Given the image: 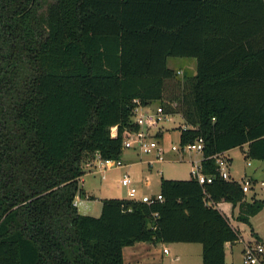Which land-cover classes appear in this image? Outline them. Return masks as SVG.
<instances>
[{
    "label": "trees",
    "instance_id": "16d2710c",
    "mask_svg": "<svg viewBox=\"0 0 264 264\" xmlns=\"http://www.w3.org/2000/svg\"><path fill=\"white\" fill-rule=\"evenodd\" d=\"M0 44V264H124L137 242H197L226 264L240 237L217 205L250 223L264 199L211 156L264 161V0H0ZM170 57L196 72L173 82ZM155 102L184 118L181 144L203 138L213 180L162 178L163 200L81 213L84 165L121 158L134 109Z\"/></svg>",
    "mask_w": 264,
    "mask_h": 264
},
{
    "label": "rangeland",
    "instance_id": "374dc122",
    "mask_svg": "<svg viewBox=\"0 0 264 264\" xmlns=\"http://www.w3.org/2000/svg\"><path fill=\"white\" fill-rule=\"evenodd\" d=\"M0 53L2 50V44H0ZM169 67L177 71L175 81L185 82L186 79L191 77L196 72V59L187 57H170L168 59ZM181 71V73L179 72ZM158 102L153 105L156 106ZM185 126V120L181 114H169L167 118L159 123L157 128L162 131L163 136L160 139L161 144L165 150L166 160L163 162L155 163L153 166H149L146 162V158L140 153L130 156L128 153L122 155L124 163L130 162L131 165L126 167H114L103 169L100 166V159L96 157V165L87 166L84 165L85 173L83 175L85 188L88 191H94V196L90 201L89 208L85 209V203L79 205V211L88 215L99 216L101 213V199L105 197L124 198L127 195L126 188L120 184L123 173L128 170L131 177L135 180V183L143 192L157 193L160 191V182L162 178L166 179H190L192 177V170L194 168V161L203 157L202 153L193 151L187 152L181 156L172 150V145H178L180 143V128ZM154 130L156 127L153 128ZM125 152V151H124ZM127 152V151H126ZM129 156V158L127 157ZM140 158L143 159L140 161ZM228 158L230 159V170L236 180H240L245 171L252 170L260 163L258 160L246 159L243 156L240 148H234L230 151ZM248 161L251 165H248ZM91 162V161H89ZM95 172V173H93ZM258 178V184L256 190L258 192V198L264 197V188L260 185V181L264 179V171L259 169L256 173ZM146 179H149L150 186L147 187ZM252 192L247 193V198L251 201ZM259 216V215H258ZM254 220V221H253ZM253 222V223H252ZM251 223L235 220L233 226L239 233V240L236 243L235 253L237 254L238 261H241L240 249L243 245L242 240L257 243L259 240L254 234V230H261L264 233V214L252 219ZM257 226V227H256ZM260 234V233H258ZM261 235V234H260ZM254 240V241H253ZM168 248L172 253L169 257L165 258L164 264H203L202 262V245L197 242H173L167 243ZM230 263L232 256L230 250L228 252ZM176 255H179V259H175Z\"/></svg>",
    "mask_w": 264,
    "mask_h": 264
},
{
    "label": "built area",
    "instance_id": "2783aa9c",
    "mask_svg": "<svg viewBox=\"0 0 264 264\" xmlns=\"http://www.w3.org/2000/svg\"><path fill=\"white\" fill-rule=\"evenodd\" d=\"M181 73V71H179ZM169 114L166 112L165 107L162 104L154 105H138L134 109V123L137 125L138 129L129 130L126 132L124 138V149L135 150L145 157L146 162L149 166H153L155 163L165 161L166 154L165 150L161 144V137L158 136L159 129L157 126L161 121L167 118ZM156 127L154 130L153 128ZM117 134L116 127L113 128L112 135ZM204 140L203 138H198L194 142H189L187 144L172 145V150L179 154L181 158L187 152L197 151L203 155ZM218 166V171L220 176L226 180H235L230 174V160L226 153H217L212 155ZM100 166L104 170L107 168H118V167H128L131 163H124L122 157L119 159L114 158H101ZM202 159H196L194 161V168L192 170V177L196 178L201 184L205 182H211L213 180L212 176H208L202 171ZM143 160L140 158V161ZM87 166H92L93 162H88ZM242 185L243 191H251L257 184L253 178L245 177L241 180H237ZM146 185L150 186L149 179H146ZM120 184L127 189L128 197L140 200L146 203H154L158 200H163L161 192L157 193H147L140 192L135 180L131 177L129 171H125L121 177ZM260 185L264 187V179L260 181ZM75 205H79L80 201L78 198L75 199ZM164 253L169 254V249L164 248ZM241 264H264V243L258 241L257 243H247L245 244L242 256Z\"/></svg>",
    "mask_w": 264,
    "mask_h": 264
},
{
    "label": "crops",
    "instance_id": "0c3cea01",
    "mask_svg": "<svg viewBox=\"0 0 264 264\" xmlns=\"http://www.w3.org/2000/svg\"><path fill=\"white\" fill-rule=\"evenodd\" d=\"M159 134H161L163 136V133H162L161 130H159ZM231 150L226 152L227 156L229 155ZM125 153H128L130 156L138 154L135 150H131V149L125 150L124 154ZM124 154H123V156H124ZM243 156H244V154H243ZM127 157L129 158V156H127ZM92 162H93V165H96L93 160H92ZM130 162H128V163H130ZM247 163H248V165H251L250 161H248ZM259 163L260 164L257 167L252 168V170H248L247 169L245 171V173H244V176L241 179H243L245 177H251L256 182H258V178L256 177L257 171L259 169L264 171V161H260ZM93 173H95V172H93ZM230 174H231V177L233 179H235V177L233 176L231 170H230ZM81 181L84 182L83 176H82ZM82 186H83L84 190L86 191L87 196H85V197L77 196V198L80 201L79 205H81V203H85V209H88L89 208V204L88 203L90 201H92V202L96 201V200H92L93 198H89L88 197V196H94V191H88L85 188L84 183L82 184ZM147 187H149V186H147ZM139 191L143 192L141 188H139ZM126 192H127V189H126ZM249 192H252L251 199H261V200L264 199V197H261V198L257 197L258 196V192L256 190V186ZM247 193L248 192L245 193L246 196H247ZM246 196H245V201H249ZM127 197H128V193L126 195V198ZM79 205H78V208H79ZM217 206H218V208H220L229 217V219H230L232 224H233V222L235 220H238V216L240 214L239 205L233 207L232 203H230V202H221ZM83 214H86V213H83ZM263 214H264V207L257 214L250 216V223L252 222V219H255L256 217H259V216H261ZM238 221H240V220H238ZM252 231H254V234H256V236H258V238L257 239L254 238V240H259L260 242L264 243V233H262L261 230H259V229H257V230L252 229ZM258 233H260L261 235L258 234ZM251 241L252 240H249V241L242 240L243 245H242V247L240 249L241 261H238L236 259V257L238 258L237 254L235 253V247H234L236 245V243H227L226 244V264H241L242 263L243 250H244L245 244L250 243ZM165 247L168 248L167 244H164V243L154 244V243H150V242H137L134 245L126 246L123 249L124 264H164L165 258L169 257L171 255V253H172L171 249L168 248L169 249V254H165L164 251H163ZM229 250H230V253H231V256H232L231 263H230V258H229V254H228ZM179 257H180L179 255H176L175 259L178 260Z\"/></svg>",
    "mask_w": 264,
    "mask_h": 264
}]
</instances>
